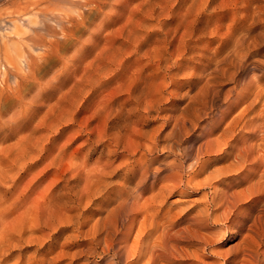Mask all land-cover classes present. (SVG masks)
Segmentation results:
<instances>
[{
    "label": "rangeland",
    "instance_id": "374dc122",
    "mask_svg": "<svg viewBox=\"0 0 264 264\" xmlns=\"http://www.w3.org/2000/svg\"><path fill=\"white\" fill-rule=\"evenodd\" d=\"M26 1L27 0H12V1L11 0H7V1L6 0H0V18L1 17H7L6 15H8V13L10 11H13L14 9H16L18 4L22 5ZM108 1L112 2L113 0H108ZM142 1H144V0H141V2ZM147 1H149V2L143 4L140 2V0H127V1L126 0H118V4H117V7L115 10L119 16V20H117L114 23H111L110 25L109 24L105 25V21H104L105 13L107 12L109 6H106V8L104 9L105 13L104 12L98 13L96 10L94 11L89 7L77 8L76 10H74L72 12V14H74V16H78L80 12H83L85 15V26L81 25L80 21L76 20L74 18H72L71 21L65 22L63 24L65 31H62L61 28L58 26V24L51 23L50 28L56 29V31L54 32L55 34L49 30L48 31L45 30V32H41V34L43 35V37L45 39L44 42H46V44L41 45L39 48H36V49H32V47L29 45L30 40H28V39L23 40L21 51L22 52H32L31 56L33 59L36 57L41 58L39 61V64L35 65L33 67V70L30 73L26 72L27 69H25V68L19 69V66H20L19 65V58L13 57L11 54V53H13V55H15L14 50L10 46V45H12L13 42H15V39L10 40L9 44H8V48H9L8 52H5V51L0 52V71H1L0 72V100L3 103L6 102V104L7 103L8 104L15 103L17 100L15 99V97H13L12 95L9 94L10 90L7 91L6 87L8 85H15L16 83L27 84V88L24 89L23 93H22L23 94V100L25 102H27V104L18 108V109H20V112H18V114H20L22 116H29V115L41 116L48 110L49 106L55 102V100L58 97V94H60V91L68 90V88L70 87L69 85H71L74 82L73 81V80H75L74 78L75 77L78 78L83 74V68L82 67H84V66L86 67L90 63V59L92 57H94V55H96L95 53H97V52H111V50H112V52H119V53L121 52V54H120L121 56L128 57V61L125 64H130V67H132L133 70L134 69L142 70V71L139 70L140 72H138V70H137V73L141 74V72H142L141 76L143 77L142 78L143 80H141V79L140 80L139 79H133V80L129 79V75L124 74L125 71H121L120 72L121 75L118 76L117 78H105V81H103L104 83L99 82L100 84H98V86L99 87L101 86V87L98 89H96L97 85L95 83H93L94 84L93 86L86 85V87H89V88L85 87L87 90H91V88H92V90L87 92L86 89L84 88L83 91H85V92L81 93L79 95L80 103L78 102L80 104V106H82V107L85 106V108H87L86 110H84L80 113L81 114L80 120L82 121L83 125H85V126H83L82 135H79L80 133L76 132L77 130H79L80 127L74 125L71 127H67L66 129H68L70 132L69 133L66 132V136L63 139L57 138L56 142H58V143L60 142L63 144V142L70 140V144H68L67 149L65 151V154L66 155H73L74 161H76L77 163L85 162V159H86V163L88 166H93L96 163V161H97V163L102 164V162L106 156L103 153H101V146L97 145V146H95L96 148L94 147L93 149H90V146L85 144V142H84V140L86 139V132H85V131H87L86 128L97 127V129H100V130L104 129V130H110L111 131V126H112L111 124L116 119L115 118V115L117 113L116 110H120L122 108V115H123V110L125 112V110L127 108H129V106H133L131 104H133L134 102H133V98H130V92L132 94L134 93V94H138V95L144 94V92H146L145 95H147V98H153V99L159 98L160 99V110L159 111L152 110V111H150L151 113L150 112L144 113V112L140 111V112L132 113V115H131L132 120L135 117L138 118V119H134L138 123L136 125V128L139 127L143 131H146L149 133H152L151 131H153L155 133V134L154 133H152V134L155 135V139L157 140V144H156L155 149H153L152 151H147L146 154L144 155V152H143L144 149L138 148V146L136 144V143H138L139 139L133 138L132 140H127V142L125 143L126 149L124 148V150L121 151V155L129 158V162L126 165L118 167L117 175L115 176L114 179H117V178L119 179V177L122 176L124 173H128L130 175V180L125 185V187L126 188L128 187V189H130L131 186L133 188V186L136 185L134 183H136V181H138L137 179H139L140 173H139L138 169H142L143 166L144 167L148 166L150 169L156 170L158 168H162V166H164L167 163V161H169L170 159L172 160L174 158L173 157L174 152L168 148L169 144H171L173 141L166 138V137H167L168 131L174 125L173 123L175 122L176 117L177 116H178V118L181 117L182 120H180V121L182 123H185V121H186V125L188 127H189L190 121H192V120L195 121V123L197 124L196 125L197 127L195 125H192V128L188 132H185L183 134L184 141L181 144V146H182L181 152L184 153L186 150L187 151L191 150L190 156H193V152H194V157L192 160L189 159L190 157H187L188 161H184V160H186V156L181 155L180 159L183 161V164L185 166V168L181 172H182L183 179L185 181H187V178L190 177L191 171L193 172L192 169L188 168V166H187L188 162L189 163L195 162L196 157H197V152L199 150V146L203 144V146L206 147V148H204V151L206 154L205 153L200 154V163H198L196 165V169L197 168L200 169V165H205V167H203V168H205V170L203 169V171L202 170L199 171V169H198L197 172H195V173H197V176L199 177V178H196L197 176H195V179L196 180L198 179L200 181V183L198 182V180H197V183L201 184V185L195 184L196 181H192V182H194V184L191 182L192 185L189 184L188 187L183 186L182 189L180 188L178 191L173 192V193H166V195H165L166 197L165 196L163 197L161 194H158L157 189H159L160 187L163 186V185H161V183L162 184L163 183L172 184V181L166 182V180L165 181L162 180L164 177L163 175H168V174L172 175V174L169 173L170 171L166 170V171L162 172L161 174H158L157 177H153L150 175L148 177L147 182H146V186L148 187V190L145 191L142 194V196H140L139 201L141 200L140 201L141 203L138 202V204H139L138 215H136L135 211L133 213L131 212L129 217H128L129 219L127 218V220L123 221L124 223L122 222L124 225L122 223L120 224V226L118 228L119 232L117 230L115 231L114 229H112L113 230L112 232L114 234H116L120 240H122L121 234H125V232H126V234H128V236H129L128 237V241H129L128 245H130V247L134 245V246H138V247L146 246V247L150 248L151 247L150 243H152L158 237L164 236L161 233L164 230H161V232H160V229L165 228L166 230L168 229V233L166 232L168 234L167 235L168 238L169 237H173V238L175 237L179 240V242H180L179 247H182L181 251L186 250V251L194 252L195 250L198 249L197 251H195V253L199 252L197 254L198 257L195 260L198 263L195 262L193 264H196V263L197 264H204V263L212 264L211 263L212 258H214V259L217 258V255L214 253V248L215 249L219 248V251H217V252L222 253L223 256H226L227 258L229 257V259H230L233 256V253L230 252V247L234 243H236L238 241V239L239 240L241 239V235H239V234L236 236H233L234 234H232V232H231L233 230V228L241 229V231L243 232L245 230V228L247 227L244 220H243L244 216H246L248 213L256 212V211L264 209V207L262 208V206H261L264 204V203H262V202H264L263 201L264 200V174H263L264 173V5H263L264 0H169L167 3L168 5L166 4L167 5V11H168V12L167 11L166 12L169 14L166 13L163 16L160 15V18L158 17L157 14H154L151 16V14H150L151 7H154L155 5L153 6V4L151 3L150 0H147ZM193 1H194V3H193L194 7L191 6ZM17 2H18V4H17ZM152 2H153V0H152ZM155 2H162V4H163L164 1L163 0H159V1L156 0ZM190 2H191V4H190ZM182 3H183V5H182ZM148 4L150 7H147V9H145V7ZM138 6H140V8ZM135 8L136 9L138 8V9L136 10ZM157 8H159V7L157 6L156 9ZM178 8H180V9H178ZM182 9H184V10H182ZM129 11H130V13H129ZM147 11H148V13H147ZM171 11H172V14H171ZM142 13H144V14H142ZM183 17H185V18H183ZM128 18H130V20L132 21V23L130 25L136 30L135 34H137L139 36V39L133 38L134 41L139 42V43H136L135 46L131 45L130 42H132V40L126 42L125 38L122 35H120L122 31L119 28L124 24V21L126 22V20H128ZM189 19H191V20L189 21ZM146 20H148V21H146ZM143 22H144V25L150 26L147 30H145L144 27H143V29L140 28V26H141V24H143ZM152 23H153V25H152ZM179 23H181V24H179ZM138 24H139V26H138ZM186 27H188V28H186ZM1 31L3 33L7 32V30H5L4 28L3 29L0 28V35L2 33ZM110 31H113V33H111ZM8 33H10V32L8 31ZM69 33H71V34L69 35ZM91 35H93V36H91ZM107 35H109V36H107ZM119 35L121 36V38ZM24 36H27V35L25 34ZM142 36H145V37L143 38ZM107 37H109V38H107ZM145 38H147V39H145ZM104 39L107 41H105ZM113 39H115V40H113ZM1 41H2V39H1ZM168 41L170 42V44ZM105 43H107V45ZM163 43L165 46L163 45ZM115 44H116V46H115ZM123 44H124V46H122ZM110 45L111 46L113 45L114 48L112 47L113 48L112 49ZM117 46L119 47L120 50L117 48ZM102 47L104 49H102ZM231 47H232L233 51L230 49ZM162 48H163V50H162ZM158 50L160 52H158ZM229 50H231L232 52ZM190 52H192V53L189 54ZM240 52H242L243 54ZM159 53H160V57H162V59H161L163 61L162 64L165 65V67L162 68L161 72H159L157 70V64L154 62L160 58V57H158ZM181 54L184 56H182ZM235 54L238 56H236ZM165 55H166V57H165ZM214 56L217 58L218 62ZM229 56L231 57V59ZM11 57L14 58L15 63H13V65H15L17 67H15V71L13 72V75L8 74V76H6L5 71L7 70V68L13 66L9 63V59H11ZM125 57L123 59H125ZM154 57H155V59H154ZM105 58L101 59L100 62L103 61ZM166 59L169 61H167ZM220 59L224 60V61H221ZM64 60H66V62H64ZM215 60H216V62H215ZM107 61L104 64H107ZM231 61H232V64H230ZM235 61L236 62L238 61V62L236 63ZM165 62L166 63L169 62L170 64L168 65V63L166 64ZM4 63H6V64H4ZM213 63H215V64H213ZM216 63H218V64H216ZM240 63H241V65H240ZM80 64H81V66H80ZM84 64H86V65H84ZM117 64L118 63L113 64L111 66V68L112 67H119V65H117ZM223 64H225V65H223ZM234 64L235 65L238 64V65L234 66ZM212 65L213 66L215 65V67H213ZM221 65H222V67H221ZM229 65H231V66H229ZM243 65H245L246 67H244ZM217 66H219V67H217ZM238 67H240V68H238ZM219 68H221V69H219ZM177 70L180 71V73ZM210 70H211V73H209ZM243 70H245V71H243ZM16 71H17V76L15 77ZM92 71H94V70H92ZM168 73H170V74H168ZM205 73H206V75H205ZM146 74H148V75H146ZM173 74H174V76H173ZM202 74L204 75V77ZM258 74H260V75L258 76ZM26 75H28V76L26 77ZM54 76L61 79V80H65L66 84L61 88L60 87L61 84H59L58 81L53 80ZM208 76H210V77H208ZM220 76H222V77H220ZM7 77L10 78L9 81H7ZM161 78H162V80H161ZM218 78H220L221 80ZM128 79H129V81H128ZM131 80H132V82H131ZM209 80H211V81H209ZM252 80H253V82H252ZM40 81L43 83V88H42V91L40 92V95H37L38 88L35 87V84L40 82ZM97 81H100V80L97 79ZM123 81H125V82H123ZM138 81H141V82H138ZM121 82H122V84H120ZM136 82L140 83L139 84L140 86L137 85ZM44 84H48V85L46 87H44ZM116 85H117V87H116ZM120 85L122 87H120ZM204 85H207V86H204ZM110 86H111V88H110ZM113 87H116V88L112 89ZM142 87H144V88H142ZM103 88H104V90H103ZM121 88H124V89H121ZM125 88L127 89V91ZM132 88H133V90H132ZM109 89L112 91V93L110 92ZM144 89H145V91H144ZM153 89H155L156 91H154ZM113 90H115V91H113ZM136 90H137V92H138V90H140L141 92L139 91L140 93L139 92L137 93V92H135ZM93 91H96L97 94L92 95L91 92H93ZM116 91H118V92H116ZM210 91H212V92L210 93ZM107 93H109V94H107ZM259 93L262 95H260ZM110 94H112V95H110ZM208 94H209V96H208ZM256 94L258 97L256 96ZM102 95L105 97H103ZM101 96L103 97L102 98L103 100L100 99ZM106 96H108V98H106ZM211 97H213V98H211ZM205 98H207V99H205ZM123 99L124 100L126 99L127 101L125 100L126 101L125 102ZM216 99H217V102H216ZM122 100L125 103H120V101L122 102ZM224 100H226V101H224ZM255 100H257L258 102ZM130 101H132V102H130ZM187 101H188V103H187ZM204 101H209V102L206 104V102H204ZM203 102L206 105H204ZM210 102H211V105H210ZM97 103L99 105L101 104L103 106V109H101V107H102L101 105L99 106L101 109V112H100V110H98L99 108L96 105ZM202 103H203V105H202ZM216 103H218L219 105ZM104 104H106L107 107L106 106L104 107ZM115 105H117L119 109ZM13 106L16 107V104ZM173 106H174V108H173ZM198 106H200V107L203 106V107L200 108ZM210 106H212V107L214 106V107L211 108ZM94 108H98L97 109L98 112ZM105 108L110 110L111 112L108 110L103 111ZM186 108L189 110L190 113L187 112L188 110ZM202 109L203 110L205 109L204 112H202L203 111ZM1 111H3L4 113H10V114H12L14 112L13 109L6 110L5 108H2ZM242 111H244V112H242ZM96 112L99 114V116ZM100 113H102V114L100 115ZM104 113L105 114L107 113V115H108L107 118L105 116H103ZM142 113H144V114H142ZM258 113H260V114H258ZM10 114H8V115H10ZM93 114L96 115L95 118H94V116L92 117ZM165 114H166V116H165ZM204 114L207 116H205ZM257 114L259 116H257ZM169 115H170V117H168ZM100 116L103 118H101ZM147 116H149V117H147ZM144 117H146V118H144ZM165 117H167V118H165ZM201 117H202V119H200ZM105 119H107V120L105 121ZM108 119H110V121ZM161 120H163L165 123ZM170 120H171V122H170ZM198 120H199V122H198ZM238 121H239V123H238ZM104 123H106V124H104ZM201 124H203L205 128ZM207 124H209V125H207ZM193 127L195 129H193ZM209 128L211 129V131ZM227 128H229V129L227 130ZM255 130L257 132H255ZM158 131H161V132L158 133ZM224 132H226L227 134ZM206 133H207V135H206ZM156 134H157V137H156ZM159 134H160V136H159ZM204 134L206 137L204 136ZM225 134L227 136H225ZM222 136H224V137H222ZM200 137H202V138H200ZM159 138H160V140H159ZM243 138H244V141H243ZM202 139L203 140L205 139V141L203 142ZM219 139L221 142L218 141ZM237 139H238V141H237ZM10 140L14 141L13 138ZM235 142L237 145H236V147H233V146H235V144H234ZM128 143H129V145H128ZM216 143H218V144H216ZM226 143L228 144V146L225 147V145H227ZM194 144L198 147H194L195 146ZM204 144H206V145H204ZM259 144H260V146H259ZM215 146H216V148H215ZM219 146L222 148V151H221V149H219ZM223 146H224V148H223ZM247 146H249V147H247ZM186 147H188V148H186ZM136 148H138V149H136ZM161 148H162V150H161ZM159 149H160V151H159ZM196 149H198V150H196ZM206 149H208L207 151L210 154L207 153ZM213 149H214V151H213ZM216 149L218 150L217 152H216ZM247 149L250 151H248ZM133 150H135V152ZM143 155H144V157H143ZM133 157H134V160H133ZM139 157H143L144 158L143 161L136 162L135 159H137ZM261 157H262V159H261ZM194 158H195V160H194ZM206 158H208V160ZM120 159H121V157L116 161L114 166H116L120 162ZM145 159H146L147 163H146ZM161 161H163V162H161ZM143 162L147 165H143L144 164ZM158 162H159V164H158ZM164 162H166V163H164ZM54 171H55L54 169L50 170L51 173H53ZM214 171H215V173H213ZM216 180L218 182H216ZM228 181H229L230 185H228L229 184ZM257 181H259L258 182L259 184H257ZM62 182L65 183V181H62ZM62 182H60L59 184L56 185L55 190L61 188L60 185L63 184ZM213 183H214V186H213ZM232 183H234V184H232ZM159 185H161V186H159ZM237 185H238V187H237ZM199 186H200V188H199ZM252 187H255V189L253 188L254 189L253 190ZM111 188L109 189V192L113 193L115 191H118L121 188V186L116 184V186L114 185V187H111ZM230 188H231V193H230ZM260 188H261V190H260ZM258 189H259V191H258ZM180 190H181V192H180ZM236 190L238 192V195H237L238 197L236 196L237 193L235 194ZM152 191H154V192H152ZM206 191H207V193H206ZM218 191H219V193H218ZM225 192L227 193V196L230 193L229 197L232 195L235 198V196H236V198H239L240 200L235 198L237 201V204H238V206H236V207H234L232 205L231 206L230 205L224 206V207H228V208L231 207L233 210L229 209L230 211H227L228 208H224V207H223V209L221 208L222 211L225 209L223 211V214H222V213H220L222 211L220 210L219 207H222L224 205V203H227V202H225V201H227L226 200L227 196L225 195L226 194ZM205 193L207 194V196L205 195ZM223 193H225L224 198H223V196H224ZM259 193H261V194H259ZM107 194H105V195H107ZM201 194H202V196H201ZM233 194H235V195H233ZM150 195L152 197L155 196L154 200H151L152 197ZM249 195H250V198H248ZM144 197L148 198V201H146L147 199H145ZM216 198H217V200H216ZM143 201L148 202L150 205L152 204L151 205L152 207L149 204L143 205V204H145ZM98 202L103 203L102 198L96 199L95 202L92 203L93 205L90 204V205H88V207H85L84 209L83 208L79 209V211L85 210L84 211L85 212L84 217L86 220L85 225H83L79 228L77 226H75L74 224H69V225H63L62 224V226L58 225L57 227H59V228H57L56 232H53V238L50 241H48L44 245V247L41 246L39 248V250L36 254V260L42 261L43 257H45V256L48 257L50 255L51 256V257L49 256L50 258H55V260H58V261H56V264H58V263L67 264V262L71 263L72 261L74 262V264H83V263L84 264H91V263L92 264H105L106 261L108 260V258L110 257V255L109 256L105 255L102 251L103 244H104L105 231H103L104 229H101V228H99V232H97V233L95 232V234H93L94 231H89L90 228L96 223V221L98 219L103 218L108 213L107 208L104 207L105 203L100 205V204H98ZM154 202H155V204H154ZM163 202H164V204H163ZM156 203H158V204H156ZM210 203H213L216 205V206L213 205L212 208L215 210V213L218 212V214L221 215L222 219L229 217L230 220L228 219V221H226V219H225L222 221L223 231H226L225 232L226 234H224L223 238L216 240L214 247L213 246L211 247L213 252L212 251L209 252V250H207L205 252L200 247L202 245L195 244V243H194V245L193 244L188 245V243L184 242V240L190 235L192 236L195 234H202L205 232L209 233V232H212L215 229H217L213 226L212 223L211 224L206 223L205 224L206 226L203 227L202 230L198 229L197 225L194 224L195 221L193 218L196 219L197 216H199V217H201V215L203 216L204 214H202V213H204V211H203L205 209L204 207H206V205L208 204L207 206L209 208ZM204 204H205V206H204ZM157 205H159V207ZM170 205L174 206V208H172V206H170ZM200 205H202L204 207H201ZM220 205H222V206H220ZM146 206L149 207L148 208L149 210H147V211L144 210V209H147V208H145ZM155 207H157V208H155ZM196 207H197V210H196ZM214 207H217L218 210ZM238 207H239L240 211H239ZM245 207H246V210H244ZM150 208H152L153 211L155 210L156 213L152 212V210ZM175 208H177V209H175ZM158 209L160 210V212ZM162 209H164V211H167V212H162L163 211ZM168 209L170 211H168ZM199 209H201V210H199ZM149 211L151 212V214L155 213V215H152V216L149 215V213H150ZM225 211H226V213H225ZM71 212H73V213H71ZM71 212H70V214L76 213V211L75 212L71 211ZM147 212H149V213H147ZM168 212L170 213V215ZM171 212H172V214H171ZM210 212H211V210H210ZM239 212H241V213H239ZM164 213H165V217H164ZM224 213L226 216L224 215ZM144 214H145V216H144ZM147 214H148V216H147ZM156 214L157 215L159 214V215L156 216ZM167 214L170 218H167ZM194 214H196V215H194ZM151 217H152V219L158 218L157 220L159 222L156 221L155 219L154 220L151 219L152 220L151 221L150 220ZM189 218H191L192 221L190 220V222H189ZM232 218L235 219V221ZM131 219H134V224H135V225L133 224L132 227L129 226V223H130L129 220H131ZM168 219H170V220H168ZM149 220H150V222H152V224L149 222ZM186 220H187V222H186ZM144 221H145V223H144ZM170 221H172V222H170ZM193 221H194V223H193ZM162 222H164L165 224L163 223V225H162ZM167 222L168 223L170 222L172 224H168ZM157 223H160L161 227L156 226V225H158ZM185 223H188V224H185ZM189 223L194 224V225H191ZM166 224H168V226ZM183 225L185 226L186 229L184 228ZM231 225H234V226H231ZM71 226L73 228H71ZM189 226H190V228H189ZM84 227H86V228H84ZM162 227H164V228H162ZM178 227L180 229H178ZM75 228H77V229H75ZM136 228L137 229L139 228V230H137ZM152 228H153V230H152ZM230 228H231V230H230ZM100 230H102L103 232ZM147 230H149V231H147ZM130 231H132L133 233ZM183 231H185V232H183ZM45 232H50V231L45 230ZM88 232L90 234H88ZM135 232L138 233V235ZM175 232H177V233H175ZM131 233L133 235H131ZM66 234H68V235L66 236ZM81 234H82V236H81ZM91 234H93V235H91ZM159 234H161L162 236H159ZM178 234L181 236H179ZM88 235H91V236H88ZM147 235H149V236H147ZM137 236H139V237H137ZM153 236H155V237H153ZM167 237L164 236V238H166L168 240ZM92 238H93V240H92ZM131 238H132V241H131ZM181 238H183V239H181ZM141 240H142V242H141ZM23 244H21L19 247L18 246L13 247L12 251H13V249H15V250L12 252L11 255H9L7 257V261L2 262V264H7V263L8 264H12V263L13 264H16V263L26 264L25 261L27 259H25V258H27V255L32 253V251L34 250L35 247L32 248L27 243H25L26 245H24V246H23ZM139 244H141V245H139ZM90 246H92V247H90ZM159 248L160 247H155V249H159ZM195 248H197V249H195ZM84 250H85V252H84ZM23 251H24V253H23ZM15 253H17V254H15ZM18 253H19V255H21V257L23 259L19 258V260H17L18 259L17 258ZM100 253H102V254H100ZM74 254H77V255L75 256ZM149 254H150V251L148 250L147 256H145L144 259L141 262H139L138 264H146L148 261V258L150 257ZM13 255H16V257L15 256L13 257ZM171 256L172 255L168 253V255L166 257L168 259H172L173 257L171 258ZM223 256H222V258L220 257V261L218 259H217L218 261H214V259H213L215 264L217 262L218 263L219 262L221 263V261L223 262V260H224ZM181 257H183V256H181ZM181 257H180V261H188L189 260L188 258H185V257L181 258ZM56 258H59V259H56ZM258 258L260 259V262L264 261V260H262V259H264V245H262L258 250ZM84 259H86V260H84ZM132 259L134 260L135 258H132V257H131V259L129 258L128 262H131ZM204 259H206V260H204ZM167 260H163L162 258H160L158 262H159V264H168ZM23 261H24V263H22ZM87 261H89V262H87ZM36 263L37 262L35 261V264ZM37 264H39V263H37ZM41 264H48V263L47 262L44 263V260H43V263H41ZM118 264H125V261H121Z\"/></svg>",
    "mask_w": 264,
    "mask_h": 264
},
{
    "label": "bare ground",
    "instance_id": "6f19581e",
    "mask_svg": "<svg viewBox=\"0 0 264 264\" xmlns=\"http://www.w3.org/2000/svg\"><path fill=\"white\" fill-rule=\"evenodd\" d=\"M150 1L153 4V6L155 5L156 7L157 6L159 7V8H157L158 10L156 9L155 6L154 7H151V10H150L151 16L154 15V14H157L158 17L160 18V15L163 16L164 14H166L168 12L167 11V5H168L167 3H168L169 0H163L164 1L163 4H162V2H155L156 0L155 1L153 0V2H152V0H150ZM140 2H141V0H140ZM148 2L149 1L144 0L141 3L144 4V3H148ZM193 3H194V1L192 2V5H191L192 7H194L193 6ZM17 4H18V2H17ZM117 4H118V0H113L112 2L111 1H108V0H27L22 5H19L18 4L17 7H16V9H14L13 11H10L8 13V15H6L7 17H1L0 18V28L1 29L4 28L5 30H7L6 33L5 32L3 33L1 31L2 33L0 35V52H3V51L8 52V49H9L8 48L9 41L12 40V39H15V42H13L12 45H10L12 47V49L14 50L15 55H13V53H11V54H12L13 57L19 58V65H20L19 66V69H24L25 68V69H27L26 72L30 73L33 70V67L35 65H38L39 64V61H40L41 58L40 57H36V58L33 59L32 56H31V53L32 52H22L21 51V48H22L23 40H25V39L30 40L29 45L32 47V49H36V48H39L41 45H45L46 44V42H44L45 39H44L43 35L41 34V32H45V30H47V31L49 30L52 33H54L56 31L55 28L54 29L53 28H50V24L51 23L58 24V26L61 28L62 31H65V29L63 27L64 26L63 24L65 22L71 21L72 18H74L76 20H79L80 21V24L85 26V15H84L83 12H80L78 16H74V14H72V12L74 10H76L77 8L89 7L92 10H94V11L96 10L98 13H100V12H104V9L106 8V6H109V8L107 10L108 13L107 12L106 13L104 12L105 13L104 21H105V25H108V24L110 25L111 23H114L117 20H119V16H118V14L116 13V10H115L116 7H117ZM190 4H191V2H190ZM182 5H183V3H182ZM138 7L140 8V6H138ZM147 7H150L149 4L145 7V9H147ZM178 9H180V8H178ZM182 10H184V9H182ZM148 11H147V13H148ZM129 13H130V11H129ZM142 14H144V13H142ZM167 14H169V13H167ZM171 14H172V11H171ZM183 18H185V17H183ZM190 20L191 19H189V21ZM146 21H148V20H146ZM131 23H132V21L130 20V18H128V20H126V22L124 21V24L119 28L122 31L120 35H122L125 38L126 42L132 40V42H130V43H131L132 46L133 45L135 46V44L136 43H139V42L134 41L133 38L134 39H139V36L137 34H135V31L136 30L130 25ZM179 24H181V23H179ZM152 25H153V23H152ZM138 26H139V24H138ZM143 27L145 28V30H147L150 26L144 25V22H143V24H141L140 28L143 29ZM188 27H186V28H188ZM8 31L10 33H8ZM110 32L113 33V31H110ZM25 34L27 36H24ZM70 34L71 33H69V35ZM109 35H107V36H109ZM91 36H93V35H91ZM142 37L144 38L145 36H142ZM107 38H109V37H107ZM120 38H121V36H120ZM1 39H2V41H1ZM145 39H147V38H145ZM113 40H115V39H113ZM105 41H107V40H105ZM105 44L107 45V43H105ZM169 44H170V42H169ZM163 45H164V43H163ZM115 46H116V44H115ZM122 46H124V44ZM112 47H113V45L111 46V48ZM117 48L119 49L118 46H117ZM102 49H104V48L102 47ZM230 49L232 50V47ZM162 50H163V48H162ZM231 50H229V51H231ZM158 52H160V51L158 50ZM191 53L192 52H190L189 54H191ZM240 53H242V52H240ZM95 54L96 55H94V57H92L90 59V63L86 67L85 66L82 67L83 68V74L80 77H78V78H76V77L74 78L75 80H73L74 82L71 85H69L70 87L68 88V90L60 91V94H58V97L55 100V102L52 103L49 106L48 110L43 115H41V116H36V115L22 116V115L18 114V112H20V109H18V108H20L21 106H24V105L27 104V102H25L23 100V94H22L23 93V90L27 88V84L16 83L15 85H8L6 87V90L7 91L10 90L9 91V94L12 95L13 97H15V99L17 100L15 103H10V104L7 103L6 104V102L3 103L0 100V264H2V262H6L7 261V257L9 255H11L12 252L15 250V249H13V251H12V248L13 247H15V246H18L19 247L23 243H24L23 246L26 245L25 243H27L30 247H32V248L35 247L34 250L32 251V253L29 254V255H27V258H25V259H27L25 261L26 264H35V261L37 263L41 264V263H43V260H44V263L47 262L48 264H56V261H58V260H55V258H50L51 257L50 255H49L50 257L49 256L48 257L47 256L43 257L42 261H40V260L37 261L36 260V254H37L39 248L41 246L44 247V245L53 238V232H56L57 228H59V227H57L58 225H61L62 226V224L63 225L74 224L78 228L81 227V226H83V225H85V223H86V220H85V217H84V215H85V212L84 211L85 210L84 211H79V209L80 208H83L84 209L85 207H88V205L94 203L95 200L98 199V198H102V202L105 203V206L104 207L107 208L108 213L103 218L98 219L96 221V223L90 228L89 231H94L93 234H95V232L96 233L99 232V228L104 229L103 231H105L104 244H103L102 251H103V253L105 255H108V256L110 255V257L108 258V260L106 261L105 264H118L121 261H125V264H138L139 262H141L144 259L145 256H147L148 250L150 251V254H149L150 257L148 258V261H147L146 264H159L158 261H159L160 258H162L163 260H167L168 259L166 257L168 255V253L172 255L171 258L173 257L172 259H168L167 260L168 264H193V263L197 262L195 260L198 257L197 254L199 252L195 253V251H197L198 249L195 248L197 250H195L194 252L186 251V250L181 251L182 250V247H179L180 246L179 240L177 238H175V237L174 238L173 237H169L168 238L167 237V235H168L167 234L168 233V229L166 230L164 227H162L164 229H160V228L159 229H160V232H161V230H164L161 233L164 236H166L168 238V240L166 238H164V236H162L161 234H159V236H162V237H158L153 242L151 241L152 243H150V246H151L150 248H148L146 246L138 247V246H134V245L130 247V245H128V242H129L128 241V237H129L128 234H126V232H125V234H121V239L122 240H120L118 238V236L112 232L113 231L112 229H114L115 231L117 230L119 232V229L118 228H119L120 224L123 221L127 220V218L129 217V215H130L131 212L133 213L135 211L136 215H138V212H139V204H138V202L141 201V200L139 201L140 196H142V194L145 191L148 190V187L146 186V182H147L148 177L150 175L153 176V177H157L158 174H161L162 172H164L166 170L170 171L169 173L172 174V175H169V174L168 175H163L164 177L162 179L164 181L166 180V182L167 181L168 182H171L172 181V184H170V183H163L162 184L161 183V185H163V186L160 187L159 189H157L158 190V194H161L163 197L166 195V193H173V192L178 191L180 188L182 189L183 186L188 187L189 184H191V185H192V183L194 184V182H192V181H196L195 184H198L197 183V180L198 179L197 180L195 179V176H197V173H195V172H197V170L199 168L196 169V165L198 163H200V154H204L205 153L204 148H206V147H204L203 144L200 145L199 146V150L196 149V150H198V152L196 151L197 152V157H196V160L194 158L195 162H193V163H189L188 162V165L187 166H188V168L192 169L193 172L191 171L190 177H188L189 179L187 178V181H185L183 179V176H182V172L181 171L185 168V166L183 164V161L180 159L181 155L182 156L183 155L186 156V160H184V161H188L187 160V157H190L189 159H191V160L194 157V152H193V156H190V153H191L190 151L191 150L190 151L189 150L188 151L186 150L184 153H182L181 152L182 151L181 144L184 141L183 134L185 132H188L192 128V125H195V126L197 125L195 123V121H193V120L190 121V124H189V127H188L186 125V121H185V123H182L180 121V120H182L181 117L180 118H178V116L176 117V120L173 123L174 125L173 126L171 125L172 128L168 131L167 137H166V138H168V139H170V140L173 141L171 144H169L168 148L171 151L174 152L173 153L174 154V156H173L174 158L172 160L170 159L171 161L170 160L167 161V163L164 162L166 164L165 165L163 164L164 166H162V168H158L156 170L150 169L148 166H146V167L143 166L142 169H138L139 170V173H140V176H139V179H137L138 181L135 180L136 183H134V184H136V185H134L133 188L131 186V188H130L131 190L128 189V187L127 188L125 187V185L130 180V175L128 173H124L122 176L119 177V179L118 178L117 179H114L115 176L117 175V169H118V167L119 166L126 165L129 162V158H127L126 156H122L121 155V151H123L124 148H125V143L127 142V140H132L133 138L134 139H139L138 140V143H136V144H137L138 148L144 149V151H143L144 152V155L146 154L147 151H152L153 149H155L156 148V144H157V140L155 139V135H154L155 133L153 131H151L152 133H154V134H152V133L143 131L139 127L136 128V125L138 123L134 119H138V118L135 117L132 120L131 119V115H132V113H136V112H140V111H142L144 113H149L152 110L159 111L160 110V99L159 98H155V99H153V98H147V95H145L146 92H144V94H139V95L138 94H134V93L132 94L130 92V98H133V102H134L133 104H131L133 106H129V108H127L125 110V112L123 110V115H122V108L120 110H116L117 111V113L115 115V118L116 119L113 122L111 121L112 122V124H111L112 125L111 126V131L110 130H104V129L100 130V129H97V127H94V128H86L87 129V131H85L86 132V139L84 140V142H85V144H87V145L90 146V149H93L97 145H100L101 146V153H103L106 156L104 158L102 164H99L96 161V163L93 166H88L87 163H86V159H85V162L77 163L76 161H74V156L73 155H66L65 154V151L67 149V146H68V144H70V140H67V141L63 142V144L60 143V142L59 143L56 142L57 141V138L63 139L66 136V132L67 133L70 132L68 129H66L67 127H71V126H74V125L80 127L79 130H77L76 132L77 133H80L79 135H82V133H83V126H85V125H83L82 121L80 120V115H81L80 113L82 111L86 110L87 108H85V106L84 107L80 106V104H79L80 103L79 95L81 93H84L85 92L83 90L86 87V85L93 86L94 85L93 83H95L97 85L96 86V89H98V88L101 87V86L99 87L98 84H100L101 82L104 83L103 81H105V78H117L118 76L121 75V73H120L121 71H125L124 74L129 75V79H132V80L133 79H139V80L141 79V80H143L142 79L143 77L141 76L142 72H141V74L140 73H137V70L138 69H134L133 70V68L130 67V64H125L128 61V57L121 56L120 55L121 52L120 53L119 52H112V50H111V52H97ZM182 56H184V55H182ZM236 56H238V55H236ZM13 57H11V59H9V63L11 65H13V63H15ZM124 57H125V59H123ZM158 57H160V53H159V56ZM165 57H166V55H165ZM103 58H105V59L100 62V60L103 59ZM154 59H155V57H154ZM161 59H162V57H160L159 59H157L156 61H154L157 64V70L159 72H161L162 71V68L165 67V65L162 64L163 61ZM215 59L217 60L216 57H215ZM230 59H231V57H230ZM216 60H215V62H216ZM106 61H107V64H104V63H106ZM167 61H169V60H167ZM221 61H224V60H221ZM64 62H66V60H64ZM217 62H218V60H217ZM115 63H118L117 65H119V67H112L111 68V66L113 64H115ZM167 63H168V65L170 64L169 62H167ZM241 63H240V65H241ZM4 64H6V63H4ZM81 64H80V66H81ZM213 64H215V63H213ZM216 64H218V63H216ZM230 64H232V61H231ZM84 65H86V64H84ZM223 65H225V64H223ZM236 65H238V64H236ZM236 65L234 64V66H236ZM229 66H231V65H229ZM243 66L246 67L245 65H243ZM15 67H17V66L13 65V66L7 68V70L5 71L6 76H8V74H12L13 75V72L15 71ZM213 67H215V65ZM217 67H219V66H217ZM221 67H222V65H221ZM238 68H240V67H238ZM219 69H221V68H219ZM92 70H94V71H92ZM139 70H138V72L142 71V70H140V71ZM245 70H243V71H245ZM178 72L180 73V71H178ZM170 73H168V74H170ZM209 73H211V70L209 71ZM146 75H148V74H146ZM205 75H206V73H205ZM259 75L260 74H258V76ZM16 76H17V71H16V74H15V77ZM27 76L28 75H26V77ZM173 76H174V74H173ZM203 77H204V75H203ZM208 77H210V76H208ZM220 77H222V76H220ZM97 79L100 80V81H97ZM129 79H128V81H129ZM218 79H220V78H218ZM9 80H10V78L7 77V81H9ZM53 80L58 81L59 84H61V86H60L61 88L66 84V81L65 80H61V79H59V78H57L55 76L53 77ZM132 80H131V82H132ZM161 80H162V78H161ZM209 81H211V80H209ZM123 82H125V81H123ZM138 82H141V81H138ZM252 82H253V80H252ZM120 84H122V82ZM139 84L140 83H137V85H139ZM47 85L48 84H44V87H46ZM204 86H207V85H204ZM35 87L38 88L37 95H40V92L42 91V88H43V83L40 81V82H38V83L35 84ZM116 87H117V85H116ZM116 87H113L112 89H114ZM120 87H122V86L120 85ZM86 88H89V87H86ZM110 88H111V86H110ZM142 88H144V87H142ZM121 89H124V88H121ZM91 90H92V88H91ZM91 90H87L86 89L87 92H89ZM103 90H104V88H103ZM132 90H133V88H132ZM140 90H138V92ZM153 90L156 91L155 89H153ZM113 91H115V90H113ZM126 91H127V89H126ZM144 91H145V89H144ZM110 92L112 93L111 90H110ZM116 92H118V91H116ZM135 92H137V90ZM211 92L212 91H210V93ZM91 94L92 95H95V94H97V92L96 91H93V92H91ZM107 94H109V93H107ZM110 95H112V94H110ZM260 95H262V94H260ZM102 96H101L100 99H102L103 97H105V96H103V97ZM208 96H209V94H208ZM256 96H257V94H256ZM106 98H108V96H106ZM211 98H213V97H211ZM205 99H207V98H205ZM123 100H122V102L120 101V103H125L127 101L126 99H125L126 101L124 100L125 102ZM224 101H226V100H224ZM255 101H257V100H255ZM130 102H132V101H130ZM204 102H206V104H207L209 101H204ZM216 102H217V99H216ZM187 103H188V101H187ZM203 103H202V105H203ZM15 104H16V107L13 106ZM206 104L204 103V105H206ZM216 104H218V103H216ZM96 105H97V107L99 109L98 108H94V109L95 110L98 109L101 112V109H103V106L100 104L102 106L101 109H100V107H99L100 105L98 103ZM210 105H211V102H210ZM105 106H106V104H104V107ZM115 106H117V105H115ZM174 106H173V108H174ZM198 107H200V106H198ZM202 107L203 106H201L200 108H202ZM210 107L213 108L214 106L213 107L210 106ZM2 108H5L6 110L13 109L14 112L12 114H10V113H4L3 111H1ZM117 108H118V106H117ZM98 110H97V112H98ZM107 110L108 109L105 108L103 111H107ZM204 110L202 112H204ZM108 111H110V110H108ZM187 112H189V110ZM242 112H244V111H242ZM144 113H142V114H144ZM8 114H10V115H8ZM101 114L102 113H100V115ZM258 114H260V113H258ZM258 114H257V116H259ZM93 116L95 118L96 115L93 114L92 117ZM98 116H99V114H98ZM103 116H105L106 118L108 117L107 113L106 114L104 113ZM165 116H166V114H165ZM205 116H207V115H205ZM147 117H149V116H147ZM168 117H170V115ZM101 118H103V117H101ZM144 118H146V117H144ZM165 118H167V117H165ZM200 119H202V117ZM106 120L107 119H105V121ZM108 120L110 121V119H108ZM161 121H163V120H161ZM170 122H171V120H170ZM198 122H199V120H198ZM238 123H239V121H238ZM104 124H106V123H104ZM201 125H203V124H201ZM207 125H209V124H207ZM194 127H193V129H195L197 126L195 128ZM203 127H204V125H203ZM228 129L229 128H227V130ZM256 130H255V132H257ZM210 131H211V129H210ZM159 132H161V131H158V133ZM224 133H226V132H224ZM226 134H225V136H227ZM206 135H207V133H206ZM159 136H160V134H159ZM204 136H205V134H204ZM156 137H157V134H156ZM222 137H224V136H222ZM12 138L14 139V141H11L10 140ZM200 138H202V137H200ZM159 140H160V138H159ZM204 141H205V139L203 140V142ZM218 141H220V139ZM237 141H238V139H237ZM243 141H244V138H243ZM216 144H218V143H216ZM234 144H235V146H233V147H236V145H237L236 142ZM128 145H129V143H128ZM204 145H206V144H204ZM226 146H228V144L225 145V147ZM259 146H260V144H259ZM188 147H186V148H188ZM194 147H198V146L195 145ZM247 147H249V146H247ZM138 148H136V149H138ZM215 148H216V146H215ZM223 148H224V146H223ZM219 149H221V151H222V148L220 146H219ZM161 150H162V148H161ZM207 150L208 149H206V151ZM133 151L135 152V150H133ZM159 151H160V149H159ZM213 151H214V149H213ZM217 151L218 150L216 149V152ZM248 151H250V150H248ZM207 153H209V152L207 151ZM144 155H143V157H144ZM120 157H121L120 162L116 166H114V164L116 163V161ZM143 157H139V158L135 159L136 162L143 161V159H144ZM262 157H261V159H262ZM206 159L208 160V158H206ZM133 160H134V157H133ZM145 161H146V159H145ZM161 162H163V161H161ZM146 163H147V161H146ZM158 164H159V162H158ZM143 165H147V164L144 163ZM203 167H205V165H200L199 171H201V170L203 171V169L205 170V168H203ZM52 169L55 170L53 173L50 172V170H52ZM213 173H215V171ZM196 178H199V177L197 176ZM62 181H65V183H63ZM259 181H257V184H259L258 183ZM60 182L63 183L62 185H60L61 188L55 190L56 185L59 184ZM198 182L200 183L199 180H198ZM216 182H218V181L216 180ZM228 183H229V181H228ZM116 184L117 185H120L121 188L118 191H115L113 193L109 192V189L111 187H114V185L116 186ZM232 184H234V183H232ZM161 185H159V186H161ZM198 185H201V184H198ZM228 185H230V183ZM238 185H237V187H238ZM213 186H214V183H213ZM199 188H200V186H199ZM253 188L255 189V187H252V189ZM261 188H260V190H261ZM258 191H259V189H258ZM152 192H154V191H152ZM180 192H181V190H180ZM206 193H207V191H206ZM206 193H205V195L207 196ZM218 193H219V191H218ZM225 193H223V195ZM230 193H231V188H230ZM230 193H229V195H230ZM105 194H107V195H105ZM235 194H236V196L238 195L237 190L235 191ZM235 194H233V195H235ZM259 194H261V193H259ZM225 195L227 196V193ZM225 195L223 196V198L225 197ZM229 195L226 197V200L227 201H225V202H227V203H224L223 206L220 205V206H222V207H219L220 210H221V208L223 209V207L226 206V205H230V206L232 205L234 207L238 206L236 199H238V200H240V199L239 198H236V196H235V198H236L235 199L234 196H232V195L229 197ZM201 196H202V194H201ZM144 198L147 199L146 201H148V198H146V197H144ZM154 198H155V196H153L151 200H154ZM248 198H250V195L248 196ZM216 200H217V198H216ZM103 203L98 202V204H100V205L103 204ZM144 203L145 204H143V205H148L149 204L148 202H144ZM262 203H264V202H262ZM154 204H155V202H154ZM156 204H158V203H156ZM163 204H164V202H163ZM202 205H200V206L201 207H204L205 206V204H204V206H202ZM207 205H206V207H204L205 208L203 210L204 213H202L204 215L203 216L201 215V217L197 216L196 219L193 218L194 221H195V223H194V221H193V223L195 225H197V228L198 229H201V230H202L203 227L206 226L205 225L206 223L207 224L208 223L209 224L212 223L213 226L215 228H217V229H215L214 231L209 232V233H206L205 232V233H202V234H195V235H192V236L190 235V236H188L184 240V242H187L188 245H191V244L194 245V243L195 244L202 245L200 247H201V249H203V251L206 252L207 250H209V252H211V251L213 252V250L211 249V247L212 246L214 247V244H215L216 240H219L220 238H223L224 237V234H226L225 233L226 231H223V223H222V221L225 220V219H226V221H228L229 217L228 218H225V219H222L221 218V215L218 214V212L215 213V210L212 208L213 205L216 206L215 204L210 203L209 208H208ZM157 206L159 207V205H157ZM170 206H172V205H170ZM261 206L263 208L264 207V204L261 205ZM217 207H214V208L217 209ZM145 208H147V209H144V210H146V211L149 210L148 209L149 207L146 206ZM155 208H157V207H155ZM172 208H174V206H172ZM224 208H228V207H224ZM150 209L152 210V212H155L156 213L155 210L153 211L152 208H150ZM175 209H177V208H175ZM229 209L230 210H233L231 207L228 208V210L227 209L226 210L227 211H230ZM238 209H239V207H238ZM162 210H163L162 212H167V211H164V209H162ZM196 210H197V207H196ZM199 210H201V209H199ZM210 210H211V212H210ZM244 210H246V207H245ZM71 211H74V212L76 211V213L75 214H70ZM168 211H170V210L168 209ZM223 211L220 212V213L223 214ZM239 211H240V209H239ZM149 212H147V213H149ZM159 212H160V210H159ZM71 213H73V212H71ZM155 213H152L151 214V212H150L149 215L152 216V215H155ZM225 213H226V211H225ZM225 213H224V215H225ZM239 213H241V212H239ZM145 214H144V216H145ZM171 214H172V212H171ZM158 215L156 214V216H158ZM169 215H170V213H169ZM194 215H196V214H194ZM147 216H148V214H147ZM164 217H165V213H164ZM167 218H170L168 216V214H167ZM151 219H152V217L150 218V220ZM154 219L155 218H153L152 220H154ZM157 219H155V220L158 221ZM150 220H149V222H150ZM168 220H170V219H168ZM190 220L192 221L191 218H189V222H190ZM233 220L235 221V219H233ZM243 220H244V222H245V224L247 226L243 232L241 231V229H238V228H236V229L233 228V230L231 231L232 234H234L233 236H236L238 234L241 235V239L240 240L238 239L237 242L235 241L236 243H234L230 247V252L233 253V256H232L233 258L231 257L229 259V257L227 258L226 256H223L222 253H218L217 252V251H219V248H217V249L214 248V253L217 255V258L216 259L212 258V261H211L212 264H215L214 261H218V260L220 261V257L222 258V256L224 257L223 262L222 261H221V263L220 262L219 263L217 262L216 264H264V261L263 262H260V259L258 258V250H259V248L262 245H264V209L263 210L256 211V212L248 213L246 216H244ZM129 222H130L129 223V226L132 227L133 224H134V219L129 220ZM170 222H172V221H170ZM170 222L169 223L167 222V223L168 224H172ZM186 222H187V220H186ZM144 223H145V221H144ZM150 223L152 224V222H150ZM163 223L164 222H162V225H163ZM157 224L158 225H156V226L161 227L160 226V223H157ZM168 224H166V225L168 226ZM185 224H188V223H185ZM189 224H191V223H189ZM194 224H191V225H194ZM231 226H234V225H231ZM86 227H84V228H86ZM71 228H73V227L71 226ZM184 228H185V226H184ZM189 228H190V226H189ZM75 229H77V228H75ZM178 229H180V228L178 227ZM45 230H48L50 232H45ZM137 230H139V228ZM152 230H153V228H152ZM230 230H231V228H230ZM100 231H102V230H100ZM147 231H149V230H147ZM130 232H132V231H130ZM183 232H185V231H183ZM132 233H131V235H133ZM175 233H177V232H175ZM88 234H90V233L88 232ZM93 234H91V235H93ZM136 234L138 235V233H136ZM67 235L68 234H66V236ZM91 235H88V236H91ZM81 236H82V234H81ZM147 236H149V235H147ZM155 236H153V237H155ZM179 236H181V235H179ZM137 237H139V236H137ZM181 239H183V238H181ZM92 240H93V238H92ZM131 241H132V238H131ZM141 242H142V240H141ZM139 245H141V244H139ZM90 247H92V246H90ZM155 247H160V248L159 249H155ZM84 252H85V250H84ZM23 253H24V251H23ZM15 254H17V253H15ZM100 254H102V253H100ZM74 255L76 256L77 254H74ZM14 256L16 257V255H13V257ZM17 256H18L17 257L18 259L16 258L17 260H19V258H22L21 255H19V253H18ZM181 256H183L185 258H188L189 260L188 261H180V257ZM131 257L132 258H135V259L134 260L132 259L131 262H128V259L129 258L131 259ZM183 257H181V258H183ZM56 259H59V258H56ZM213 259H214V261H213ZM84 260H86V259H84ZM204 260H206V259H204ZM262 260H264V259H262ZM87 262H89V261H87ZM22 263H24V261ZM16 264H18V263H16ZM58 264H60V263H58ZM67 264H74V262L73 261L71 263H68L67 262ZM204 264H206V263H204Z\"/></svg>",
    "mask_w": 264,
    "mask_h": 264
}]
</instances>
